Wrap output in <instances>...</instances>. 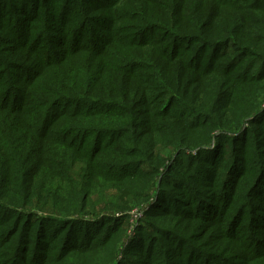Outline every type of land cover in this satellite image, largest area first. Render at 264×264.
I'll list each match as a JSON object with an SVG mask.
<instances>
[{
  "label": "rangeland",
  "instance_id": "374dc122",
  "mask_svg": "<svg viewBox=\"0 0 264 264\" xmlns=\"http://www.w3.org/2000/svg\"><path fill=\"white\" fill-rule=\"evenodd\" d=\"M234 1L229 0L233 7L226 9L223 0H0V57L5 54L10 57L5 61L13 58L20 63L17 68H10L7 75L0 76L1 94L15 87L9 105L15 102L20 108L27 99L24 89L31 91L24 108L32 111L31 122L37 121L36 139L44 140L42 135L53 137L51 146L57 153L67 149L78 155L77 150L82 149L79 153L91 157L102 145L116 152L115 166L94 167L85 160L76 167V172L83 174L93 168L99 179L90 198L96 215L76 217V223L81 220L90 223L77 224L72 241H82L87 246L94 235L103 241L115 235L117 228H123L122 236H115L112 244L111 239H107L97 245H111L109 255L93 256L88 264H264V258H260L264 257V69L260 63L253 68L254 73L258 72L259 81L253 88L231 89V79L226 78V89L218 96L220 100L213 112L224 131L214 133L210 147L197 155L200 145L207 141L203 139H209L212 131H172L200 140L191 146L190 158L185 155L176 158L178 154L167 142L164 132L149 131L152 122L156 130L174 128L177 118L167 114L162 118L142 114L143 131L132 136L135 144L121 147L122 131L117 128L118 121L103 120L109 121L104 126L112 132L95 138L81 132L69 135V131L48 130L43 119L50 122L52 115L39 117L38 114L49 87L64 82L69 89V84L77 83L86 68L89 76L83 87L93 92L88 96L84 92L80 94L95 102L90 105L80 102L85 104L80 107L85 113L118 111L109 103L123 86L118 84L115 71L131 69L125 62L143 60L155 67L166 62L168 65L164 68L169 67L171 78L177 81L192 55L187 49L195 43L194 38L207 29L209 18H212V27L214 17L221 19L223 11L232 18L243 5L264 9V0ZM20 9L29 14H18ZM262 16L259 13V17ZM169 42L178 52L167 48L165 58L160 60V48ZM24 45L28 48L24 49ZM141 45L147 46L141 49ZM174 60L175 64L171 65ZM248 60L250 58L244 65ZM59 61L66 63L61 68L51 66ZM198 61L203 63V69L209 67L205 56ZM198 69H189L188 77L192 78L190 83L195 82L200 88L204 78L197 73ZM3 71L0 68V73ZM154 74L160 77L161 71L144 67L137 73L139 84L159 85L161 81L152 79ZM97 101L105 104L98 106ZM151 101L158 103L157 98ZM63 103L75 107L76 102L69 99ZM144 109L142 113H147L150 106ZM166 109L172 112L180 106L169 103ZM185 119L190 120V117ZM97 121L84 117L79 127L89 131ZM144 133L147 135L142 137ZM258 139H263V143L257 142ZM82 140L89 144L81 146ZM155 140L164 144L155 146ZM65 141L74 144L72 152ZM155 152L160 153L162 159ZM32 157L36 164V154ZM50 161L65 175L60 160L51 156ZM157 169L160 173L154 174ZM153 185L149 194H136V198L122 194L130 189L135 193L144 192ZM254 218L253 225L261 228V238L247 231ZM113 220L117 221L107 226ZM68 222L50 221L43 216L33 218V224L51 227L50 234L45 235L48 240L55 232H67ZM255 244H259V251L249 253ZM44 257L39 256L36 263ZM2 262L0 260V264Z\"/></svg>",
  "mask_w": 264,
  "mask_h": 264
},
{
  "label": "trees",
  "instance_id": "16d2710c",
  "mask_svg": "<svg viewBox=\"0 0 264 264\" xmlns=\"http://www.w3.org/2000/svg\"><path fill=\"white\" fill-rule=\"evenodd\" d=\"M223 1L224 8L233 7L229 0ZM234 2H238V0ZM237 10L235 16L232 17L233 19L227 17L226 11L222 12L221 19L218 20L214 17L215 25L212 27V18L206 21L207 29L200 34V37L194 38L195 43L187 49L192 55L185 62L186 69L179 74L177 81L171 78L172 73L169 67H167L168 69L164 68L168 65L166 62L160 63L157 67L154 64L152 66L147 65L143 60L142 62L136 60L125 62V65L131 66V69L115 71L118 84L123 86L119 91H116L115 95H112V100L109 103L118 111H100L99 113L88 111L85 113L80 111V107L85 105L80 102L86 101V104L89 105L95 102L93 99H86L80 94V92H84L88 96L93 92L83 87L89 76L88 68H86L81 72L82 75L78 76L77 83L69 84V89L65 88L64 82L48 88L46 91L47 98L42 100L39 107V117L52 115L53 120L50 122L43 119L48 130L69 131V135L81 132V134L95 138L103 134L110 135L112 132L109 131L111 128L104 126L109 124V121L103 120L118 121L117 128L122 131V135H120L122 140L119 142L121 147L125 144H135L132 136L138 131H143L140 125L142 114H149L156 118H162L167 114L169 117L177 118L174 128L167 127L162 131L156 130L153 129L155 125L152 122L149 131L164 132L167 142L175 148V153L178 154L176 158H180L182 155L190 158V154L193 152L191 146L200 140L193 139L189 134H176L172 131H212L209 139H203L207 141L200 145L202 147H197V149L199 148L197 155L200 154L211 146L214 133L224 131L215 120L213 112L216 103L220 100L218 96H221L226 89V80L231 79L229 85L231 89L233 87L235 90L253 88L259 83L258 72L254 73L253 68L260 63L261 68L264 69V9L252 5H243ZM259 13L263 16L259 17ZM18 14L25 16L29 12L20 9ZM31 14L33 13L31 12ZM240 14L242 15L239 17ZM216 20H218L219 25L216 24ZM243 25H245L244 32H242ZM115 26L114 24L111 28L113 29ZM213 30L216 31L213 33ZM254 32L257 33L252 35ZM146 46L141 45L139 48L142 49ZM22 47L28 48L27 45ZM167 48L168 51L178 52L173 48L172 42L162 45L160 60L165 58ZM183 48L186 49V47ZM202 56L208 60L209 67L207 69H203L201 67L203 63L198 61ZM220 56L221 58H219ZM6 58L10 57L5 54L4 57H0V68L4 69L0 73L1 77L7 75L10 68L20 65L17 60L12 58L5 61ZM246 58H250V60L244 65ZM120 61L122 62V60ZM175 62L176 60L170 64H175ZM65 63L66 61L54 62L51 66L61 68L60 66ZM38 66L41 68V65ZM144 67L161 71L160 77L154 74L152 78L155 82L161 81L159 85L141 86L139 84L140 78L137 77V73L142 72ZM195 67L200 68L197 73L200 72L204 78V81L199 84L200 88L195 82L190 83L192 78L188 77L190 75L189 69ZM161 68L164 69L161 70ZM226 68L231 72L228 73ZM45 70H49V66L45 67ZM2 90L3 87L0 86V260L3 261L1 264H8L9 262L11 264H88L89 259L93 256L109 255L108 252L110 251L108 250L111 245H97H101L107 239H111L110 243L112 244L115 236H122L123 228H117L114 231L115 235L110 238L106 237L103 241L94 235L87 246H85L86 243L83 245L82 241L79 243L72 241V234L77 224L90 223L84 220L76 223L74 221L77 220L76 217L94 216L97 212L96 207L90 205L93 202L90 198L93 195L95 182L99 178L95 177L93 168L86 174L76 172L77 165L88 160L94 167L102 164L115 166L113 161L114 156H116L115 150L111 149L110 146L102 145L94 152L93 156L87 157L84 152L79 153L82 149L77 150L78 155H76L72 150L74 144L65 141L73 153L67 149H61L60 153H57L51 146L54 142L53 137L42 135L41 138L44 140L36 139L39 131L37 121L32 123L29 119L32 116V111L24 108L25 104L28 103L31 91L24 89L27 99L19 108L15 102L11 106L9 105L15 87H11L1 94ZM151 98H157L158 103L151 101ZM69 99L76 102L75 107L63 103ZM169 103H178L180 109L167 112L166 106ZM104 104V101H97L96 103L98 106ZM147 106H150V111L142 113ZM24 117L28 119H24ZM84 117L91 120L96 119L98 124L92 126L89 131L87 129L84 131L79 127V123ZM185 117H190V120H186ZM205 117L208 118V121L205 120ZM146 135L147 133H144L142 137ZM262 140L258 139L257 142L263 143ZM81 143V146L89 144L87 140H82ZM158 144L164 143L155 140L154 145ZM33 154L37 156L36 164L33 163ZM156 155L162 159L160 153H156ZM51 156L60 160L61 166L65 169V175L56 169L57 164H52ZM159 170L157 169L154 174H159ZM169 173L172 174L173 171ZM153 187L154 185L151 188L147 187L144 192L140 193H135V190L132 189L125 190L122 194L125 193L127 197L136 198V194H149ZM39 215L50 221H70L68 222L70 224L68 231L55 232V234L50 235L49 240L45 239V235L50 234L51 227L33 224V218H38ZM105 218L107 219L108 216L106 215ZM226 218L230 219L228 216ZM116 221L108 222L107 226L110 227ZM254 222L255 218L250 221L247 231H250V234L257 238L261 228L253 225ZM252 228L254 229L252 230ZM257 251H259V244H255L249 253H257ZM43 255L45 256L43 260L36 263L39 256ZM260 258L263 259L264 257ZM83 261L87 262L83 263Z\"/></svg>",
  "mask_w": 264,
  "mask_h": 264
}]
</instances>
